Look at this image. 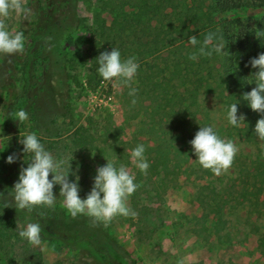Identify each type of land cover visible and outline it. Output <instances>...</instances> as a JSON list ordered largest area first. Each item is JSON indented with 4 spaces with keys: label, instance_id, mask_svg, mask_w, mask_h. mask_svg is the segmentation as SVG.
Wrapping results in <instances>:
<instances>
[{
    "label": "rangeland",
    "instance_id": "rangeland-1",
    "mask_svg": "<svg viewBox=\"0 0 264 264\" xmlns=\"http://www.w3.org/2000/svg\"><path fill=\"white\" fill-rule=\"evenodd\" d=\"M98 1L80 0L79 13L85 19L86 26L68 40L69 58L74 62L72 65L75 69H78L74 72H78L85 83V73L91 64L93 50L88 39L95 28L93 15ZM26 4L27 0H24V5ZM126 9L131 13L139 11L138 7L127 6ZM211 13L203 20L187 25L188 29L177 21L169 23L168 27L177 38L189 43L188 40L193 34L202 35L204 30L216 25L222 32L221 38L225 46V56L220 61V66L222 69L232 68L239 79L248 81L251 91L256 87L251 77L256 69L246 65L252 58H258L264 52V6H244L225 13ZM103 17L108 23L112 20L108 12H104ZM2 19L10 30L16 31L22 23L23 15L12 13ZM151 23L152 26L158 24L155 19ZM128 31L131 39L137 41H147L153 37H149L151 35L146 27L137 25L133 20L128 21ZM232 31L236 34L235 43L232 46L226 45L225 35ZM238 33L243 35L245 47L239 44ZM158 46L161 50L164 49L161 54L167 56L170 50L160 42ZM20 54L0 55V155H3L2 106L5 99L2 95L5 89L1 85H11L12 95L9 101L23 102V110H42V119L45 120L42 124L50 125L57 112L51 101L39 99L33 102L30 97L24 96L21 71L16 72L18 79L15 80L13 70L10 69L13 66L9 65L10 60ZM128 57L136 58L139 69L147 63H142L140 59H143V55L136 52L122 55L124 59ZM146 61L157 64V77L159 67L164 66L162 61L153 57ZM169 72L165 71L162 79H155L162 80L163 88L171 95L178 91L181 82L173 79ZM138 85L136 75L131 87L136 88ZM194 86L187 84L191 89ZM128 92V86L119 85L114 88L111 83L102 81L97 89L88 86L74 88L72 102L77 116H81L80 123L88 126L91 117L101 116L98 118L101 121L98 123L101 127L100 133L109 126L115 128L113 133L117 138L116 144L123 150L121 163L128 167L130 174L135 175V180L141 179V185L148 183V191L146 189L134 192L126 201V206L130 210L136 204L138 207L152 206L156 210V218L163 220V225L152 238L139 241L135 234V224L128 219L129 216H121L113 230L133 258L139 264H177L181 259L184 264H264V190H260V182L254 177L257 171L255 168L260 167L259 161L264 163V141L257 140L255 134L246 128L245 121H241L239 127L229 126L225 108L216 94L200 91L196 95L198 105L193 107H198L199 112L195 119H190V124L186 123L187 127H182L174 122L179 117L172 110L157 112L159 108L156 98L139 96L137 92L135 97H130ZM133 99L135 104L132 103ZM240 115L245 118L243 109L242 114H238ZM29 119L21 126L18 123L19 127H33ZM201 125L214 126L222 139L231 140L237 146L238 151L232 166L219 176L199 166L191 152L189 141L194 138ZM109 142L113 144L114 141L109 139ZM137 144L145 145V156L150 164L147 174L140 173L130 163V152ZM19 145L17 153L22 148L20 143ZM97 153L95 151L88 159L96 169L101 166L100 163H107L106 158L112 160L111 154L106 153L97 158ZM114 159L116 161L115 157ZM23 160L21 156L19 161ZM21 166L22 163L19 167ZM17 235L18 229H14L7 241L10 242ZM7 241L0 245V264L8 262ZM41 241L35 247L42 252L48 264H71L79 255L54 241Z\"/></svg>",
    "mask_w": 264,
    "mask_h": 264
},
{
    "label": "trees",
    "instance_id": "trees-1",
    "mask_svg": "<svg viewBox=\"0 0 264 264\" xmlns=\"http://www.w3.org/2000/svg\"><path fill=\"white\" fill-rule=\"evenodd\" d=\"M97 9L93 15L95 25L88 43L93 47L91 64L85 73L86 83L80 78L78 72H74V62L69 58L68 40L83 26L85 19L79 13L80 0H27L26 8L30 10L27 19H22L16 31H23L26 37L25 50L10 60L13 68V78L18 77L16 72L21 71L24 80V96L31 100L46 99L57 108V112L51 120V124H42V110L34 108L29 111L30 122L33 127H19L14 120V113L23 108V102L9 101L12 95L11 85H1L5 89L2 108L3 117V155H0V245H3L10 233L18 224L23 227L28 222H38L41 225V240H51L62 247L77 252L78 257L71 264H139L115 234L113 227L121 220V216H115L107 224L93 222L87 216L72 218L62 206V198H59V186L54 187L57 195L55 204L51 207L38 206L32 213L17 212L15 208L6 207L3 200H10L7 192L10 191L18 180L20 165H27L21 161L13 164L6 163L7 156L17 153L20 147L18 140L20 133H35L45 147L54 155L70 153L74 159L72 167L75 171L79 166L80 195L85 198L93 185V177L96 167L90 164L88 159L97 151V158L108 153L112 160L121 163L123 150L116 144L115 128L107 127L100 133L101 116L91 117L89 125L80 123L81 116H77L72 102V91L76 87L97 89L102 79L96 72V58L104 51L118 48L122 55L136 52L143 55L140 59L142 65L137 74L139 85L135 88L139 96L156 98L158 110H172L179 119L177 125L187 127L190 119H195L198 107L200 91L205 94L213 93L218 96L224 106V111L232 103H238V114H245V126L254 134L256 122L260 115L250 109L243 95L250 92V84L238 75L230 67L220 66V61L225 54L213 53L212 56L198 55L197 60L189 59L193 52L198 53L199 45L193 46L177 35L168 27L169 23L180 22L184 27L200 21L212 14L213 11L225 13L231 10L249 6L259 8L264 6V0H99ZM127 6L138 7L137 12H128ZM108 12L112 16L110 23L103 17ZM155 19L157 26H152ZM133 20L137 25L141 24L150 32L147 41L131 39L128 31V21ZM152 26V28H151ZM130 28V27H129ZM215 32L221 38L222 32L216 25L204 30L202 35H194L199 41H203L208 32ZM233 32V31H232ZM226 33V45H233L236 34ZM239 34V33H238ZM99 35V37H96ZM242 34L238 35L240 45L245 47ZM159 37V38H157ZM156 38V39H155ZM222 39V38H221ZM168 48L169 53L163 56L158 44ZM244 55V54H243ZM156 58L163 63L155 76L156 63L146 61L148 58ZM229 57V56H228ZM231 62V58L229 59ZM87 61L84 62L86 64ZM144 66V67H143ZM20 67V68H19ZM74 68V69H73ZM170 71L173 79L181 82V87L174 94L169 95L162 86L165 71ZM195 85L193 89L187 84ZM180 84V83H179ZM182 89V93L180 89ZM31 91V94H29ZM190 99V100H189ZM154 100V101H155ZM189 100V101H188ZM188 102V103H186ZM25 123L20 124L23 125ZM112 139L113 144L109 142ZM116 144V145H115ZM95 159V158H94ZM106 162L100 163L104 165ZM260 167L255 168L260 182V190H264V163L259 161ZM249 170V169H247ZM51 179V175H50ZM74 180L75 177H70ZM135 183L137 190H146L148 183L141 185V179ZM148 191V189L146 190ZM133 196V195H132ZM134 196H137L134 194ZM134 205L131 211L135 215H129L128 219L136 226V237L139 241H146L154 236L163 220H158L154 215V207ZM9 244L7 264H48L42 252L35 246L29 245L14 237Z\"/></svg>",
    "mask_w": 264,
    "mask_h": 264
},
{
    "label": "clouds",
    "instance_id": "clouds-1",
    "mask_svg": "<svg viewBox=\"0 0 264 264\" xmlns=\"http://www.w3.org/2000/svg\"><path fill=\"white\" fill-rule=\"evenodd\" d=\"M30 10L24 5V0H0V55H15L25 50L26 37L23 31L10 30L2 18L10 14L23 15L27 19ZM193 46L199 45L198 53L190 54V60H197L198 55L212 56L213 53L221 54L225 46L222 39L215 32H208L203 41L196 36L189 38ZM96 72L104 82L111 83L114 88L119 85L129 87L128 95L135 97L137 89L131 87L138 69L139 63L135 57L122 58L118 48L104 51L96 58ZM252 69V83H255L250 92L243 95L242 99L248 107L260 115L256 122L254 134L258 141H264V52L249 61ZM135 99L132 103L135 104ZM238 103H232L226 110L227 124L231 127H239L241 121H245L243 115L238 116ZM14 120L20 124L29 119L27 111L21 109L14 113ZM18 143L22 145L20 153H13L6 158V163L13 164L23 156L24 163L20 168L18 180L7 192L10 200L2 202L7 207L16 211L30 214L38 206L51 207L57 200L54 187L59 186V198H62V206L72 218L87 216L93 222L107 224L115 216L135 215L127 206L126 201L136 191L135 175L130 174L128 167L115 160L96 169L93 177V185L85 198L80 195L79 166L74 171L72 167L73 155L70 153L54 155L41 142L39 137L32 132L20 133ZM191 152L196 157V162L203 169L210 170L219 176L226 172L233 164L238 151L236 144L231 140L222 139L212 125H201L194 138L189 141ZM146 148L143 144H137L130 152V163L142 174H147L150 164L145 156ZM51 175V179H50ZM70 177H75L71 180ZM0 193V197H4ZM21 240L31 246L41 244V225L38 222H28L26 226H17ZM177 264H184L181 259Z\"/></svg>",
    "mask_w": 264,
    "mask_h": 264
}]
</instances>
